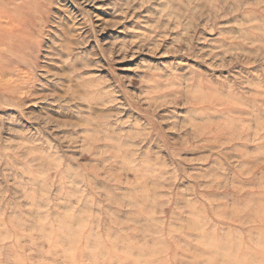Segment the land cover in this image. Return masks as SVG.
<instances>
[{
	"label": "clouds",
	"instance_id": "obj_1",
	"mask_svg": "<svg viewBox=\"0 0 264 264\" xmlns=\"http://www.w3.org/2000/svg\"><path fill=\"white\" fill-rule=\"evenodd\" d=\"M66 3L0 0V264H264V0Z\"/></svg>",
	"mask_w": 264,
	"mask_h": 264
},
{
	"label": "rangeland",
	"instance_id": "obj_2",
	"mask_svg": "<svg viewBox=\"0 0 264 264\" xmlns=\"http://www.w3.org/2000/svg\"><path fill=\"white\" fill-rule=\"evenodd\" d=\"M81 3L84 4V7H80ZM61 11L72 13L74 17L92 14L93 23L97 25V31L100 32L102 41L104 39L126 38L130 35L122 31L125 26L123 23L117 28L104 27L103 31H100V26L111 24L114 20L118 19L114 15L113 9L109 7V0H95L94 3L87 2V0H68V3L64 5ZM77 23H79V19ZM134 64L135 60H124L117 65V68L122 74H130L133 71ZM52 107L56 106L53 105Z\"/></svg>",
	"mask_w": 264,
	"mask_h": 264
}]
</instances>
